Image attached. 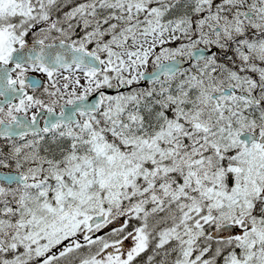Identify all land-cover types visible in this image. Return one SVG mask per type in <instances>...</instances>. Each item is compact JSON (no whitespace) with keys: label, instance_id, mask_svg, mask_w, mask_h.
<instances>
[{"label":"snow or ice","instance_id":"obj_1","mask_svg":"<svg viewBox=\"0 0 264 264\" xmlns=\"http://www.w3.org/2000/svg\"><path fill=\"white\" fill-rule=\"evenodd\" d=\"M0 264H264V0H0Z\"/></svg>","mask_w":264,"mask_h":264}]
</instances>
